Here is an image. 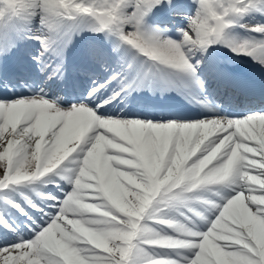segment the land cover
Returning a JSON list of instances; mask_svg holds the SVG:
<instances>
[{
  "label": "snow or ice",
  "instance_id": "snow-or-ice-1",
  "mask_svg": "<svg viewBox=\"0 0 264 264\" xmlns=\"http://www.w3.org/2000/svg\"><path fill=\"white\" fill-rule=\"evenodd\" d=\"M238 57L264 69V0H0V264H264Z\"/></svg>",
  "mask_w": 264,
  "mask_h": 264
},
{
  "label": "bare ground",
  "instance_id": "bare-ground-1",
  "mask_svg": "<svg viewBox=\"0 0 264 264\" xmlns=\"http://www.w3.org/2000/svg\"><path fill=\"white\" fill-rule=\"evenodd\" d=\"M257 19H259V18H257ZM253 26V24L252 23H249V25H248V27L249 28H251ZM239 31H242V30H239ZM14 35H15V33H13L12 34V38H13V40H15V39H17V36H16V38L14 39ZM30 45L27 47V50H29L31 47H32V44L31 43H29ZM78 49H79V40L77 41V47H75V48H72L70 51H69V53H68V59H71V60H73V61H76V59H77V57H76V55L78 54ZM20 52H21V50H20ZM221 55L223 56V57H226V56H231V53H229L228 51H227V49H224V50H222V53H221ZM235 59V58H234ZM237 60H236V63H235V66H237V65H240V64H242L241 62H246V63H253L252 61H251V59L250 58H248V57H238V58H236ZM49 87H50V89L52 90V91H54V92H58L57 91V89H55V88H52L50 85H49ZM17 91H19V89H16ZM145 93V96H146V92H143V93H140V94H144ZM147 99H151L149 96H147ZM172 99V98H171ZM177 100L181 103L182 102V104H185L183 101H181V100H179L178 98H177ZM179 104V103H178ZM186 105V104H185ZM184 108H187V109H189V108H192L190 105H186V106H184ZM196 109H198V108H196ZM198 112V111H197ZM196 114H194L193 116H195ZM20 219H22V218H20ZM18 223H19V221H17Z\"/></svg>",
  "mask_w": 264,
  "mask_h": 264
},
{
  "label": "rangeland",
  "instance_id": "rangeland-1",
  "mask_svg": "<svg viewBox=\"0 0 264 264\" xmlns=\"http://www.w3.org/2000/svg\"><path fill=\"white\" fill-rule=\"evenodd\" d=\"M232 60H233V61H234V60L236 61L237 59H234V58H233Z\"/></svg>",
  "mask_w": 264,
  "mask_h": 264
}]
</instances>
